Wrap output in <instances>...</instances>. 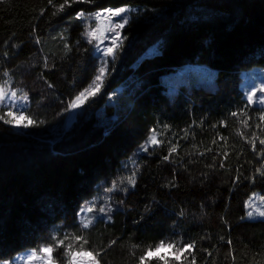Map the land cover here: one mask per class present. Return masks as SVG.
Here are the masks:
<instances>
[{"label":"trees","instance_id":"trees-1","mask_svg":"<svg viewBox=\"0 0 264 264\" xmlns=\"http://www.w3.org/2000/svg\"><path fill=\"white\" fill-rule=\"evenodd\" d=\"M62 2L0 0V81L7 71L28 95V116L44 122L25 131L0 122V260L13 264L19 253L69 233L87 240L85 250L100 251L101 264H139L162 240L196 241V264H264V218L246 211L249 197L264 193V179H244L260 167L246 139H264V108L230 117L246 106L241 73L264 70V0H94L53 15ZM121 6L130 8V23L115 70L109 67L101 93L62 129L66 104L101 66L81 38L90 24L76 12ZM193 65L208 70L205 80L193 78ZM154 127L164 144L137 151ZM218 137L226 140L213 144ZM169 141L179 147L165 162ZM134 163L135 187L105 195ZM93 200L92 215L110 205L112 219L81 231L75 214ZM192 255L181 264H192ZM53 257L67 264L64 249Z\"/></svg>","mask_w":264,"mask_h":264},{"label":"snow or ice","instance_id":"snow-or-ice-1","mask_svg":"<svg viewBox=\"0 0 264 264\" xmlns=\"http://www.w3.org/2000/svg\"><path fill=\"white\" fill-rule=\"evenodd\" d=\"M50 5L53 4V0H48ZM85 3V4H94V0H63L58 6L55 7V11L53 15H57L59 13L65 12L66 9L71 8L74 4ZM44 10H41L43 14ZM129 9L126 6L121 7H108V8H100L95 13L86 14L84 11L76 12V19L83 22L85 19L92 20L95 19L96 27H85L84 32L81 34V38L86 40L88 45L90 46V50L95 51L100 60L101 66L98 69V73L95 75L91 84L86 87L83 91H80L78 95L74 98H71L69 102L65 106V112H76L83 110V106H85L86 102H90L94 100L102 91V87L105 84L106 77L109 75L108 69L114 71L116 67V61L119 59L117 52L121 51L125 44V40L128 37L123 36L122 30L126 28V26L130 23L129 20ZM106 33H108L106 35ZM62 39H66L61 37ZM36 43H40L39 40ZM79 45V42H78ZM77 45V46H78ZM65 49L70 52L71 46L65 42ZM85 51H89V49H85ZM153 51H156L154 49ZM6 55V54H5ZM9 73L7 71L4 72V76H8ZM7 83V81H5ZM51 87V85H49ZM259 93L258 100L256 99ZM16 99V90H7L6 88L0 87V102L9 101ZM23 100H28V95L24 94ZM256 103L264 104V83H261L257 88L255 85L252 87L251 91L247 92L246 96V106L245 109H240L239 111H233L230 113V117L236 118L240 115H246V109L250 108ZM16 110L19 112L20 116L24 115V112L27 110L26 107H22L18 102L15 104ZM6 117H12V119H7ZM259 120L264 122V112H261L259 116ZM0 122L8 125L10 127L22 128L24 130H29L30 128L39 127L44 122L37 121L32 118H27V122H21L16 118V112L11 108L5 116H0ZM245 127H248L247 121H241ZM225 121H220V125L223 126ZM194 126V125H193ZM215 127V125H214ZM260 127V125H257ZM163 129L168 131L170 126L165 124L163 125ZM243 136V134H241ZM163 133L158 132L157 128L154 127L149 130V135L146 141L141 145V148L137 151H143L144 153H149V149L152 152H155L157 148H160L164 144ZM254 139L248 140L246 139V143H250L252 147V152L258 158V162L260 163V167L255 169V174L251 177H245L249 183L255 184L257 178L264 179V139L259 138L256 133H253ZM182 139H187V137H183ZM259 140V145L261 146L260 150L257 151L256 140ZM226 140L225 137H218L217 140L213 141V144H218L219 141ZM170 146L168 147V152L166 155L162 156V160L165 162H169L170 159L177 154V149L179 147V142L173 144L169 141ZM206 151H212L211 148ZM201 156H204L205 153H200ZM219 155V153H217ZM228 159V153L224 152L222 158L219 160V165L221 168L225 167V162ZM213 160H216V156L213 157ZM213 167V166H210ZM125 170H127V162L124 165ZM134 170L131 175L127 177H123L120 180H114L111 183V186L105 189V195L116 191H124L127 193L132 190L128 186H132V188L136 185L137 175L139 173L138 165L133 164ZM239 173V169H237ZM241 180V175H237L233 179V185L236 186L239 184ZM126 181V183H125ZM168 186V185H166ZM170 187H175V184L172 183ZM91 203H95V201H91ZM92 213V207H82L79 213L75 215L78 216L79 219V229L81 231L89 229L93 225V219H84V213ZM112 208L111 206L100 207L98 214L94 217V219H103L105 222H110L112 219ZM249 218H253L254 213L249 212ZM259 216L264 217V212H260ZM51 241H54L51 242ZM87 243V240L81 236L76 234L65 233L63 239L57 237L56 235L51 236L50 242L46 245H40L38 248H33L30 252H25L23 255L26 256L27 264H32L34 260H41L43 264H54L53 253L57 249H64V255L67 258V264H101L100 259L98 257L101 256L100 251H88L84 249V245ZM116 243L115 240L109 242V247ZM231 244V241H229ZM196 241L192 243H183L181 246V242L173 241L166 242L160 241L155 247H149L144 255L139 257V264H149V262L153 259L163 261V264H171L172 261H175L176 264H181L182 258L186 259L188 255H192L193 250L195 249ZM79 249V250H77ZM162 250H166L171 255L160 254ZM207 251V250H205ZM211 256V253H208ZM13 264L15 258H12ZM0 264H10V260L4 259L0 260ZM192 264H196V257L192 255Z\"/></svg>","mask_w":264,"mask_h":264},{"label":"rangeland","instance_id":"rangeland-1","mask_svg":"<svg viewBox=\"0 0 264 264\" xmlns=\"http://www.w3.org/2000/svg\"><path fill=\"white\" fill-rule=\"evenodd\" d=\"M127 8L130 11V8L129 7H127ZM87 21H88V24H90L89 25L90 27H93V28L96 27L97 22L95 21L94 18L92 20L87 19ZM107 34L108 33H106V35ZM189 71L193 75V78H200L201 80H205V78L207 77V74H208V70L205 67L198 66V65L190 66ZM5 81H7V83H5ZM261 83H264V70L253 68V69L243 71L241 73L240 88L242 89L245 98L247 96V92L251 91V89L254 85L258 88ZM0 87L6 88L9 91L13 90V89L16 90V99L15 100H12L11 102H9V101L0 102V114L5 116V113H7L9 111V109L11 108L13 111L16 112V118L17 119H19L21 122H27V118H30L27 114V110L29 108V99L27 101L23 100V96L25 93L21 89L14 87L11 84V79L8 76L5 77L2 81H0ZM258 97H259V93H258V96L256 98L257 100H258ZM17 102L22 107H26V109H27L24 112L23 116H20L19 112L15 108V104ZM254 105H257L261 108H264V104H261V103H256ZM77 112L78 111L66 113L64 123L62 124V129H66L67 127L70 126L72 121L75 119ZM6 118L12 119V117H6ZM13 128L16 130L25 131L22 128H19V129L15 128V127H13ZM83 207H85V208L86 207H92L91 201H88ZM246 211H247V214L249 212L254 213L253 218H264V217L259 216L260 212H264V193H260V192L253 193L249 197V199L246 201ZM79 212H80V210H79ZM95 216L92 215V213H87V212L84 213V219H93V222H95V220H96V219H94ZM247 217H248V215H247ZM30 251L31 250H26L22 253H19L15 257L14 262L16 264H27L26 256H24L23 254L25 252H30ZM160 254H165V255H169V256L171 255V253H168L166 250H162ZM32 264H43V261L37 259V260L32 261Z\"/></svg>","mask_w":264,"mask_h":264}]
</instances>
